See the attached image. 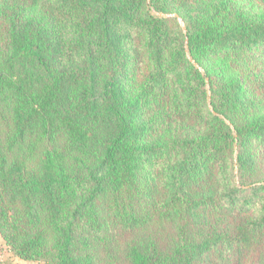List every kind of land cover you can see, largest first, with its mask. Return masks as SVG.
<instances>
[{
  "label": "trees",
  "instance_id": "1",
  "mask_svg": "<svg viewBox=\"0 0 264 264\" xmlns=\"http://www.w3.org/2000/svg\"><path fill=\"white\" fill-rule=\"evenodd\" d=\"M166 4L0 0V232L18 257L97 264L82 250L103 231L109 264L225 252L226 264L246 253L264 264V181L243 182L264 113L228 62H210L264 44V12L209 1L185 7L184 31L171 32L154 14ZM141 52L150 74L130 95Z\"/></svg>",
  "mask_w": 264,
  "mask_h": 264
},
{
  "label": "rangeland",
  "instance_id": "2",
  "mask_svg": "<svg viewBox=\"0 0 264 264\" xmlns=\"http://www.w3.org/2000/svg\"><path fill=\"white\" fill-rule=\"evenodd\" d=\"M148 1V0H147ZM166 10L165 12L154 13L156 16L162 17L169 30L173 32L177 30L178 32L184 31L186 22L184 18V8L194 9L197 7H207L205 6L209 1L216 0H166ZM227 5L224 7V12H227L229 8L231 10H239L242 13H257L264 12V0H226ZM157 2L154 4L156 5ZM191 14L194 13L192 10ZM2 23V22H0ZM1 25V24H0ZM139 35V34H138ZM138 35H133L134 39H138ZM4 33L0 28V61L3 60L4 57ZM141 52L136 58L130 61L128 66L129 78L127 82V90L130 95H135L138 88L141 84L146 80V78L150 74L151 67L149 66L147 56ZM216 60H225L232 67L233 70L236 71L237 76L241 82L243 89L247 92L249 98H251L254 102L255 110L264 113V44L256 46L250 49L244 54L237 56L236 53L231 52L229 54L220 53L218 57L210 60L211 63L216 62ZM198 67V66H197ZM198 70L202 71L201 67H198ZM219 80L217 78L210 77L209 82L206 85L201 86L202 91L204 90L205 94L214 95V91L219 87ZM212 95V96H213ZM211 96V97H212ZM205 99V98H204ZM206 102L208 100L206 99ZM154 109L150 110V114H152ZM188 124V123H187ZM190 127L194 125L193 123L188 124ZM181 128V127H180ZM197 129V128H196ZM187 131V130H185ZM261 140L252 142L250 144V149L252 155L255 160V172L251 177H246L243 179L245 183H251L253 181H264V143H260ZM174 152V150L172 151ZM230 172L233 174L232 181L235 183L238 182L237 178V170L236 168L230 167ZM244 194H251V190L246 188L243 191ZM242 200V199H241ZM96 206L98 209L101 208V200L98 198L96 200ZM252 201L246 203V205H250ZM252 213H246V217H251ZM154 229L155 228H151ZM165 229V228H164ZM168 231V228L165 229ZM151 231V230H149ZM160 235L166 234L163 231H159ZM169 232H167L168 235ZM108 232L100 231L92 238L90 237V244L86 248L87 250H82L83 252H87L91 254L99 264H109L107 260V250L101 245L99 238H105V235ZM110 234V233H109ZM143 234V233H141ZM77 235H83L82 232L78 231ZM97 238V239H96ZM122 238V237H120ZM82 248V247H81ZM230 254V253H229ZM204 259V258H203ZM228 258V254L225 252L223 255L222 261L217 259L214 253H211L207 256L206 262L204 260L200 262H196L194 264H226V260ZM243 259V260H242ZM241 260H235L232 264H241L240 261L247 264H260L259 259L256 257V253L253 254H245ZM118 260V259H117ZM113 261L110 264H124V261ZM97 263V264H98ZM0 264H51V256L46 255L40 259H22L18 257L15 252L12 250L10 245L6 243L0 232Z\"/></svg>",
  "mask_w": 264,
  "mask_h": 264
}]
</instances>
